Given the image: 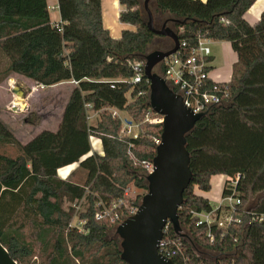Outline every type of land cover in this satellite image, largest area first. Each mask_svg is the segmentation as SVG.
Segmentation results:
<instances>
[{
  "label": "trees",
  "instance_id": "obj_1",
  "mask_svg": "<svg viewBox=\"0 0 264 264\" xmlns=\"http://www.w3.org/2000/svg\"><path fill=\"white\" fill-rule=\"evenodd\" d=\"M143 1L119 0L120 22L131 28L114 38L103 23L102 0H58V25L47 0H0V86L16 75L46 87L78 82L56 130L23 144L0 120V143L18 150L14 157L0 153V242L18 264H127L121 240L109 236L119 225L112 219L117 213L123 220L147 193L144 162L153 161L163 130L145 122L151 106L144 72L133 81V65L146 61L158 37L148 28ZM256 1L154 0L162 14L173 16L162 26L178 34L186 55L199 40L210 39L229 42L238 58L233 79L217 84L231 101L212 109L187 135L193 180L179 209L182 235L173 225L164 233L177 252L175 264H264V14L254 25L245 19ZM114 110L127 113L137 137ZM90 112L100 116L95 126ZM26 122L38 126L40 118L31 115ZM91 138L100 140L102 153L93 152ZM75 164L87 172L83 184L72 180L73 171L66 178L59 174ZM217 175L229 178L223 198L231 194V180L237 181L241 203L230 224L223 206L195 192H210ZM133 187L142 193L126 196ZM106 210L110 214L99 218ZM196 213H213V224L198 225ZM77 216L81 229L73 223ZM197 248L218 257L199 255Z\"/></svg>",
  "mask_w": 264,
  "mask_h": 264
},
{
  "label": "water",
  "instance_id": "obj_2",
  "mask_svg": "<svg viewBox=\"0 0 264 264\" xmlns=\"http://www.w3.org/2000/svg\"><path fill=\"white\" fill-rule=\"evenodd\" d=\"M150 1L144 2L149 16L148 28L157 36L170 38L174 44L170 50H156L148 54L144 70L150 83V106L155 113L163 116V130L153 159V171L147 179V193L137 213L119 224L116 233L121 240V258L127 264H175L160 253L159 246L168 223L173 225L178 235H182L179 209L184 203V193L193 180L187 135L205 114H194L187 108L182 97L156 71L165 59L180 49L181 42L167 23L160 29L155 28ZM13 93L25 98L27 90L16 85ZM129 124L132 122L129 121ZM0 264H18L1 242Z\"/></svg>",
  "mask_w": 264,
  "mask_h": 264
},
{
  "label": "rangeland",
  "instance_id": "obj_3",
  "mask_svg": "<svg viewBox=\"0 0 264 264\" xmlns=\"http://www.w3.org/2000/svg\"><path fill=\"white\" fill-rule=\"evenodd\" d=\"M112 6H114V10L112 13L107 14L106 18L109 21V23H112L111 29L113 31V34H117L118 32L121 33L122 28L124 25L120 22L119 15H116V9L117 7L116 1L111 3ZM151 4V10L154 17V24L156 27L160 28L162 26V23L165 19L172 18L173 16L165 13L162 14L156 7V4L153 1L149 3V7ZM143 7H144V1H143ZM111 9V8H110ZM146 16L148 15L147 11L145 10ZM127 28H131L130 25L125 24ZM172 43V40L167 37L158 36L155 38L153 43L149 46L148 51L152 52L154 50H166V44ZM223 46H225L223 48ZM230 48V49H229ZM218 49L220 51V56L218 57L217 63H214V66L216 67V71L220 73L221 78L224 80L231 81L233 79L234 75V65L237 62V57L235 52L233 51L232 47H228V45H223L221 43L218 45ZM161 69L156 68V71L159 72ZM212 70V71H215ZM13 81L14 84L18 85L17 80H9L2 86H0V120H2L16 135L17 139L21 143H27L28 141L32 140L34 137H36L40 132L43 130H56L61 118V113L67 103L68 95L70 91L73 88V85L70 84H64L62 86H59L57 88L49 89L47 87L45 88H39L37 91L33 92L31 89H27V95L26 98L23 99L21 95H14L11 92V84L10 82ZM19 96V97H18ZM21 97V98H20ZM16 98L17 102L21 105L19 106V109L17 110H10L8 108V104ZM10 100V101H9ZM24 104V105H23ZM6 107V108H5ZM26 108V109H25ZM38 116L40 118V124L38 126H33L26 122V118L30 116ZM89 116L92 117L90 120V124L95 126L100 116L98 114H94L92 112L89 113ZM119 117L125 121L128 120L127 113H120ZM126 124L124 123V128ZM136 132V130H135ZM93 152H102V146L100 143V140L98 139H91ZM0 153H5L9 156H16L18 154V150L15 146L12 145H3L0 143ZM77 165V164H76ZM75 172L73 181L78 184H83L86 180L87 172L83 169H78V165L73 170ZM61 173V174H60ZM60 176L62 178H66L65 172H60ZM222 179L223 185L225 186L228 179H225V175H218L213 176L212 182L213 183V190L211 196L218 197L217 194H219V190H217L216 182L220 181ZM196 194L201 196L200 194H203L202 197H207L209 192H203L198 189L195 190ZM142 193L141 190L133 187L131 188V196L133 198L137 197V195H140ZM146 194V193H145ZM142 202V199L140 200ZM212 202V201H211ZM222 203L223 210L226 215L228 213V203L226 201L222 200V196L220 194V202H212L214 206H220ZM69 207V205H67ZM83 208V207H82ZM81 208V209H82ZM226 222V220H224ZM81 222L78 219V216L74 218L73 223L74 225H78V223ZM117 228V227H116ZM116 228L113 231H110L109 236L110 237H117L119 236L116 233ZM183 233L185 235H188L189 233L186 230H183ZM120 239V238H119ZM197 253L199 255L208 257V258H215L218 257V254L211 250H202L200 248H197Z\"/></svg>",
  "mask_w": 264,
  "mask_h": 264
},
{
  "label": "built area",
  "instance_id": "obj_4",
  "mask_svg": "<svg viewBox=\"0 0 264 264\" xmlns=\"http://www.w3.org/2000/svg\"><path fill=\"white\" fill-rule=\"evenodd\" d=\"M50 11L54 10V7H49ZM224 22L225 20L222 19ZM61 24V23H59ZM58 25V24H57ZM212 40L210 39H201L199 40L198 47L193 50L189 55H186L185 52L182 51V44L180 49L172 56L165 59L158 67L162 68L160 75L167 81L168 86L178 95H180L184 101V104L187 108H189L194 114H208L212 109L227 105L231 101V96L228 90H224L220 88L217 84L218 82H214V84L209 87V81L211 80L209 76V70L211 65V44ZM146 61L136 62L133 65L134 70L137 72L136 77L134 78V82H140L141 76L145 70ZM15 83V82H14ZM13 81L10 82L12 92L16 86ZM73 84L78 85V82L72 81ZM44 85H39V87L28 86L27 89H31L35 92L38 88H45ZM113 87V86H112ZM15 95V94H14ZM16 96V95H15ZM26 98V97H25ZM23 98V99H25ZM19 103L16 98H14L9 104L8 108L13 110L15 107L19 109ZM88 108H91V105H87ZM26 109V108H25ZM151 112H154L151 108L147 113L145 122H151L154 124H163L164 118L163 116L158 115L157 117H152ZM114 115L119 116V112L114 110ZM92 119L91 116H88V120ZM126 124L125 129L128 134L134 135L137 137L135 130L137 126L129 124L127 120L124 121ZM92 139V138H91ZM95 139V138H94ZM155 143L158 146L161 143V137L159 139H155ZM146 168L150 171H153V161L144 162ZM231 194L226 198H223V201L228 203V214L224 217L226 222L230 224L233 221L232 213L238 210V205L241 203V200L236 197V187L237 181L231 180ZM125 195L131 196V188H128L125 192ZM83 201L79 205H74L77 210H81ZM122 204V203H121ZM141 205H133L129 207L128 213L124 215L123 220H121L119 214H115V217L112 219L113 222H118L121 224L125 219L135 215L139 210ZM223 205H220L221 207ZM115 206L114 208H116ZM217 207V208H219ZM112 212V211H111ZM110 214L109 210H106L102 214L99 215V218L107 217ZM199 217L198 225L206 224L210 226L214 222L213 213H196ZM83 222L78 223L79 229H81ZM172 225L168 223L165 229ZM164 229V233H165ZM211 236V234H209ZM178 247L180 243L176 244ZM159 251L162 255L167 258L173 260V256L176 255V250L169 246V240L163 239L160 242Z\"/></svg>",
  "mask_w": 264,
  "mask_h": 264
},
{
  "label": "crops",
  "instance_id": "obj_5",
  "mask_svg": "<svg viewBox=\"0 0 264 264\" xmlns=\"http://www.w3.org/2000/svg\"><path fill=\"white\" fill-rule=\"evenodd\" d=\"M48 1V6L51 8V7H54V10L53 11H50V16H51V22L53 24H59L62 22V19H61V14H60V11H59V8H58V0H47ZM116 1V4H117V7H115L116 9V15L118 14L119 18H120V13L121 11L124 9L123 6H121L119 0H102V8H103V23H104V26L110 30L112 36L114 38H119L121 36V33L122 31L127 28L125 24L124 27L122 28L121 30V33H117L116 35L113 34V31L111 29V26H112V23L107 20L106 18V15L107 14H110L113 12L114 10V6H112V2ZM203 1H206V0H203ZM111 8V9H110ZM264 14V0H257L256 3L247 11V13L245 14V19L251 24V25H254L256 23L259 22V20L261 19L262 15ZM221 43H223V45H228V47L231 46V44L229 42H215V41H212L211 44H210V47H211V65H210V70H209V76L210 78L214 81V82H218V83H226V82H230L229 79L228 80H224L221 78V75L219 72H217L215 69L216 67L214 66V63H217L218 61V57L220 56V51L218 49V45H220ZM225 46H223L224 48ZM232 47V46H231ZM230 49V48H229ZM236 54V53H235ZM236 57H237V54H236ZM238 60V58H237ZM212 70H215V71H212ZM9 80H17L19 83L18 85L21 86L23 89L26 90V88H28V86H34V87H39V85L35 84L33 81L23 77V76H19V75H16V76H12L10 77L7 81ZM68 84L70 85H75L71 82H67ZM67 83H62V84H59V85H55V86H52V87H47L49 89H53V88H57L59 86H62L64 84H67ZM5 84V83H4ZM12 89L11 88V92H12ZM39 89V88H38ZM37 89V90H38ZM36 90V91H37ZM13 93V92H12ZM14 94V93H13ZM69 97V95H68ZM10 101V100H9ZM68 101V99H67ZM20 105V104H19ZM21 106V105H20ZM6 108V107H5ZM64 111V109H63ZM63 111L61 113V117H62V114H63ZM61 120V118H60ZM60 122V121H59ZM101 143V142H100ZM102 153V152H101ZM77 165H72V166H69V167H66L64 169H61L60 172H65V176L67 177L70 172H72L75 167ZM59 172V173H60ZM61 174V173H60ZM218 176V175H217ZM213 179V177H212ZM212 179H211V182H212ZM225 179H228L229 178L227 176H225ZM212 184V189L211 191L209 192L208 196L206 197L207 199H209L210 201L212 202H216V203H219L220 202V194L222 196V200H223V192H224V188L225 186L223 185V181L222 179L218 182H216V185H217V190H219V194H217L218 197H212L211 194H212V190H213V183ZM201 196H204L203 194H200ZM222 205V203L220 204ZM219 207V206H217Z\"/></svg>",
  "mask_w": 264,
  "mask_h": 264
},
{
  "label": "bare ground",
  "instance_id": "obj_6",
  "mask_svg": "<svg viewBox=\"0 0 264 264\" xmlns=\"http://www.w3.org/2000/svg\"><path fill=\"white\" fill-rule=\"evenodd\" d=\"M19 97V96H18ZM21 98V97H20ZM19 102V101H18ZM24 105V104H23Z\"/></svg>",
  "mask_w": 264,
  "mask_h": 264
}]
</instances>
